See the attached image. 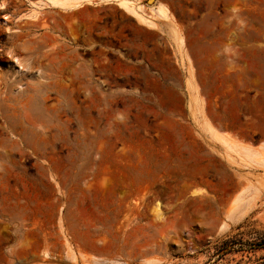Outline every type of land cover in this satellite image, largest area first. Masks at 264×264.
Segmentation results:
<instances>
[{
  "label": "rangeland",
  "instance_id": "rangeland-1",
  "mask_svg": "<svg viewBox=\"0 0 264 264\" xmlns=\"http://www.w3.org/2000/svg\"><path fill=\"white\" fill-rule=\"evenodd\" d=\"M1 1L0 264H264V0Z\"/></svg>",
  "mask_w": 264,
  "mask_h": 264
},
{
  "label": "bare ground",
  "instance_id": "bare-ground-1",
  "mask_svg": "<svg viewBox=\"0 0 264 264\" xmlns=\"http://www.w3.org/2000/svg\"><path fill=\"white\" fill-rule=\"evenodd\" d=\"M40 1H42V0H40ZM45 1L49 2L53 6L60 7L62 10H73V9L85 6V4H97L98 5L100 2L106 3V4L113 3V4H116L117 6H119V8L124 10L127 14H129L130 16L135 18L139 23H141L142 25H145L149 28L158 29L157 21L166 22L168 24V26L170 25L169 27H171L170 30H172L173 38L177 44V47L179 49H182L184 46L183 37H181L179 35V32L177 31L178 28H176V26L174 24L175 21H173L170 10L168 9V7L165 4L160 3V2H156V3L154 2V4H151L149 6V10H148L149 12H147L145 10V8H143V6L138 3L139 2L138 0H45ZM3 6H4V3L0 0V7L3 8ZM37 14H38V11L36 8H34L33 11L26 17L36 19ZM181 51H183V50H181ZM187 73H189V72H187ZM186 78H187V85H188V89H189L188 91L190 94L189 106L192 107L191 109H195L197 111L198 107H199V109H201L203 107V105H202V102L197 98V95L195 94V86H194L195 84L192 80L191 73H189V75H187ZM220 141H221L220 143L223 145H225L227 142V140L225 142V140L222 137L220 138ZM12 144L15 146H19V141H18L17 136L15 134L12 135ZM257 162H258V165L259 164L263 165L264 164V158H261L260 161L257 160ZM155 210H156V214H157L156 216L157 217L159 216V218H161L160 216H162V209H161V203L160 202L156 203V209ZM240 210L241 209L236 208V210H235V211H237L236 214L237 215L239 214V215L238 216L235 215V217L237 216V218H241L242 213H240ZM231 213H233V212H231ZM229 217H230L229 218L230 220H233V218H234L233 216H229ZM228 227H229V223L224 222L220 226V231H225L226 229H228Z\"/></svg>",
  "mask_w": 264,
  "mask_h": 264
},
{
  "label": "trees",
  "instance_id": "trees-1",
  "mask_svg": "<svg viewBox=\"0 0 264 264\" xmlns=\"http://www.w3.org/2000/svg\"><path fill=\"white\" fill-rule=\"evenodd\" d=\"M238 244L239 248H245V247H256V246H264V239L261 240V242H254V241H243L242 239L238 240H233V239H228L223 242L221 246L218 247L217 253L222 254L226 253L230 249H233L234 245Z\"/></svg>",
  "mask_w": 264,
  "mask_h": 264
},
{
  "label": "crops",
  "instance_id": "crops-1",
  "mask_svg": "<svg viewBox=\"0 0 264 264\" xmlns=\"http://www.w3.org/2000/svg\"><path fill=\"white\" fill-rule=\"evenodd\" d=\"M168 28H169V26H168ZM152 30H156V29H152ZM186 77H187V75H186Z\"/></svg>",
  "mask_w": 264,
  "mask_h": 264
}]
</instances>
